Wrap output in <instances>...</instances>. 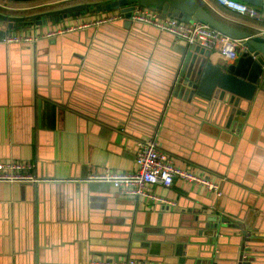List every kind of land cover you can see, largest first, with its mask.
<instances>
[{
	"label": "crops",
	"instance_id": "0c3cea01",
	"mask_svg": "<svg viewBox=\"0 0 264 264\" xmlns=\"http://www.w3.org/2000/svg\"><path fill=\"white\" fill-rule=\"evenodd\" d=\"M52 1L0 0V10L25 14ZM198 1L251 34L264 27L263 13L259 23L217 0ZM106 12L0 25V162H31L41 178L0 181V264H91L100 255L195 264L212 216L230 220L217 261L232 264L242 240L234 230L264 225V90L227 127L208 108L170 94L185 40L112 22L47 35ZM15 32L40 37L3 40ZM237 57L212 51L215 63ZM146 139L219 182L220 194L177 177L153 186L169 203L88 179L106 168L135 171Z\"/></svg>",
	"mask_w": 264,
	"mask_h": 264
},
{
	"label": "water",
	"instance_id": "95a60500",
	"mask_svg": "<svg viewBox=\"0 0 264 264\" xmlns=\"http://www.w3.org/2000/svg\"><path fill=\"white\" fill-rule=\"evenodd\" d=\"M243 1L262 6L264 14V0ZM135 3L157 10L163 15L207 23L218 31L242 41L243 50H239L238 57L232 62L223 63L213 61L210 49L198 44L181 43L178 50L181 53L182 67L173 79V86L168 89L171 95L197 104L200 108H208L209 114L225 121L227 127L234 126L235 118L246 116L251 101L259 91L264 90V34H251L219 19L198 0L80 2L31 14H8L0 10V25L5 28H22L59 22L98 11L121 9L125 13V19L114 21L112 24L137 28L136 26L144 24L131 19ZM210 220V230L204 235L200 233L202 241L199 244L202 245V251L195 256V264H221L217 259L221 258L218 250L222 249L224 232L233 231L225 225V222H230L227 218L212 216ZM234 231L241 235L242 240L238 255L233 256L232 264H264V225ZM202 254L207 258H203Z\"/></svg>",
	"mask_w": 264,
	"mask_h": 264
},
{
	"label": "built area",
	"instance_id": "2783aa9c",
	"mask_svg": "<svg viewBox=\"0 0 264 264\" xmlns=\"http://www.w3.org/2000/svg\"><path fill=\"white\" fill-rule=\"evenodd\" d=\"M227 8L256 22L263 20L262 10L243 0H217ZM3 4V3H2ZM131 19L150 25L162 32H168L178 39L185 40L188 44H198L211 51H220L223 54L235 56L241 47L242 41L218 31L207 23L201 21H185L178 17L163 15L159 11L134 4ZM9 9L13 8L8 6ZM125 18L121 9L111 10L104 15L85 20L78 24L66 25L62 28L51 29L48 36L57 35L66 31L100 26L105 23ZM259 26V25H258ZM255 34H264V27L259 26ZM40 37L38 33H10L4 37L6 42L26 43L36 42ZM242 48V49H241ZM138 168L135 171H116L106 168L100 172L89 175L91 181H106L119 187L121 192L127 195H140L152 200L172 203L168 198L158 194L153 189L155 185L171 186L175 178L195 182L206 186L210 190L220 194V183L212 180L207 174L195 172L191 169L176 164L174 157L162 150L156 139L140 140L136 152ZM33 164L28 161L12 160L0 162V181L34 182L41 181L34 172ZM91 264H165L162 261L143 260L133 257L115 259L112 256H97Z\"/></svg>",
	"mask_w": 264,
	"mask_h": 264
},
{
	"label": "rangeland",
	"instance_id": "374dc122",
	"mask_svg": "<svg viewBox=\"0 0 264 264\" xmlns=\"http://www.w3.org/2000/svg\"><path fill=\"white\" fill-rule=\"evenodd\" d=\"M84 1L94 2V1H105V0H53L50 3H47V4L43 5V6L37 7L36 9H32L30 11H25V13L31 14V13L40 12V11L46 10V9L62 7V6L71 5V4H75V3H80V2H84Z\"/></svg>",
	"mask_w": 264,
	"mask_h": 264
},
{
	"label": "trees",
	"instance_id": "16d2710c",
	"mask_svg": "<svg viewBox=\"0 0 264 264\" xmlns=\"http://www.w3.org/2000/svg\"><path fill=\"white\" fill-rule=\"evenodd\" d=\"M106 2H110V1H113V0H105ZM27 11H30V10H27ZM211 12V11H210ZM215 16H217L219 19H221V20H223V21H225V22H227V23H229V24H231V25H234V26H237V27H239V28H242V25L241 24H236V23H234V22H232V21H230V20H228V19H226V18H224V17H222V16H220V15H218V14H216V13H214V12H212Z\"/></svg>",
	"mask_w": 264,
	"mask_h": 264
}]
</instances>
